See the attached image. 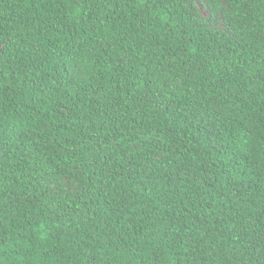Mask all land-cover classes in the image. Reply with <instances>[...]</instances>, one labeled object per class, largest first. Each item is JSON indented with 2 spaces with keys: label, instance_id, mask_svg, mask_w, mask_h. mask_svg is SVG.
Here are the masks:
<instances>
[{
  "label": "trees",
  "instance_id": "1",
  "mask_svg": "<svg viewBox=\"0 0 264 264\" xmlns=\"http://www.w3.org/2000/svg\"><path fill=\"white\" fill-rule=\"evenodd\" d=\"M0 264H264V0H0Z\"/></svg>",
  "mask_w": 264,
  "mask_h": 264
}]
</instances>
